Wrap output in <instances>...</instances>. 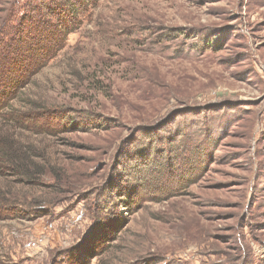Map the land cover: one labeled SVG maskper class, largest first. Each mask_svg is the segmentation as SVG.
I'll return each mask as SVG.
<instances>
[{"label": "rangeland", "instance_id": "1", "mask_svg": "<svg viewBox=\"0 0 264 264\" xmlns=\"http://www.w3.org/2000/svg\"><path fill=\"white\" fill-rule=\"evenodd\" d=\"M78 19L0 105V264H264V0Z\"/></svg>", "mask_w": 264, "mask_h": 264}, {"label": "trees", "instance_id": "2", "mask_svg": "<svg viewBox=\"0 0 264 264\" xmlns=\"http://www.w3.org/2000/svg\"><path fill=\"white\" fill-rule=\"evenodd\" d=\"M91 2L23 0L18 8L5 3L0 10V89L8 93L0 95V105L13 100L33 74L63 49L68 35L79 27V15ZM17 11L20 16L15 15Z\"/></svg>", "mask_w": 264, "mask_h": 264}]
</instances>
